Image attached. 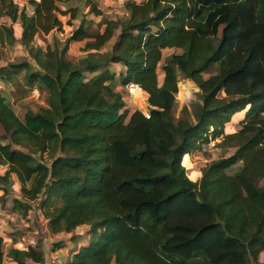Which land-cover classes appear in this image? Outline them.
Listing matches in <instances>:
<instances>
[{
    "label": "trees",
    "instance_id": "16d2710c",
    "mask_svg": "<svg viewBox=\"0 0 264 264\" xmlns=\"http://www.w3.org/2000/svg\"><path fill=\"white\" fill-rule=\"evenodd\" d=\"M67 1L29 0V13L0 0V40L29 48L39 70L28 83L48 92V106L22 119L0 90L10 140L0 143V200L16 181L23 216L44 195L52 233L90 225L89 243L65 264H264V0H127L128 14L104 18V30L82 24L62 48L31 46L39 32L61 29L62 16H80L60 8ZM86 5L102 15L97 0ZM5 16L21 22L19 38ZM84 40L86 55L69 58L70 42ZM166 48L182 51L166 58L161 81ZM111 64L125 67L120 85ZM25 68L0 67V81ZM181 79L197 85L198 100L176 117ZM130 84L147 93L150 117L127 108L117 87ZM218 139L235 151L191 178L185 157ZM50 144L59 153L47 163ZM5 242L0 232V264L45 261L40 241L8 252Z\"/></svg>",
    "mask_w": 264,
    "mask_h": 264
},
{
    "label": "rangeland",
    "instance_id": "374dc122",
    "mask_svg": "<svg viewBox=\"0 0 264 264\" xmlns=\"http://www.w3.org/2000/svg\"><path fill=\"white\" fill-rule=\"evenodd\" d=\"M20 4V8L26 6L29 13L33 12V9L29 7V0H16ZM98 6L102 10V15L97 16L94 13H91L90 5H86V0H70L67 2H60L59 6L62 10H67L71 7H77L79 9L80 16L77 19H71L70 14L62 16L63 27L61 29H54L48 34L39 32L31 46H40L44 49L47 46L52 47H63L64 43L70 37L75 29L84 24L90 30H104L105 25L103 24L104 18L109 19H119L127 15V10L125 8V2L127 0H97ZM142 1V0H136ZM69 20L71 23L69 24ZM1 22L8 26H13L15 29L16 38L20 37L21 31V22L12 21L10 17L1 18ZM118 33V32H117ZM116 37L113 38L101 51H109L112 49ZM84 41H72L69 44L68 57L77 60L80 57L86 55V52L83 51L85 47ZM182 50L179 48H166L163 50V60L158 68L159 79L162 81L164 77V72L162 70V65L165 62L166 58L172 53H179ZM27 61L30 63V69H22L18 72H13L10 74V81L8 84L3 87V91H6V94L9 97V104L15 109L17 115L20 118H24L25 113L28 110L37 111L42 107L48 106V92L46 90L38 89L36 86H31L28 83L27 76L30 71H37L39 67L36 61L32 58L29 52V48L24 47L18 40L14 43H11L8 39L4 42L0 40V67L8 66L10 64H19L21 62ZM111 69L116 72V84L120 85L121 79L120 75L125 71V67L122 64H111ZM217 68H213L211 73H216ZM209 74H206V77ZM92 76V74H88ZM34 88V89H33ZM135 89V91H134ZM130 85L125 87H117V90L121 91L123 97L126 101V106L130 110L140 109L143 112L149 111L148 104V95L146 92L141 91L140 87L134 88ZM37 90V91H36ZM189 94L187 96V92ZM198 91L199 88L197 85L189 79H181L179 82V92L177 94L178 104L175 108L174 115L179 117L181 115V108L183 105L192 106L193 103L198 100ZM237 128V126H236ZM5 131L0 124V143H7L10 141L8 138L4 137ZM218 140H213L210 144L204 145L201 149L195 150L191 155L185 157L186 168L188 175L194 179L197 176V173L200 174V171L207 165L210 160L218 159L222 156H228L235 151L234 147L219 146L217 145ZM59 153L57 147L50 144L48 151L43 155V159L50 163L55 155ZM6 166H0V174L4 173ZM15 185L10 187L7 195L0 200V208L5 207L4 210L14 212L15 217L13 223L10 222V229H3L1 232L5 236V245L4 249L8 252L13 245L18 242L20 243H37L40 241V249L44 252L45 261L43 263H36L31 259H28L25 264H65L68 262L73 253L80 249L82 245L89 243L91 239L90 235V225L85 224L77 227L73 232H60L54 234L50 231L48 227V220L44 217L42 210L40 209V201L44 197H41L35 201H31L32 206L27 216H23V211L21 208H14V199L19 198L23 199L21 191L18 187V183L15 181ZM6 184L0 179V186L4 189ZM8 188V187H7ZM3 190H0V194ZM25 201V199H23ZM17 217V218H16ZM12 223V224H11ZM14 238L10 242L9 238ZM62 242L63 247L55 250V244ZM20 247V246H19ZM4 261H9L10 263L14 262L10 260L9 257H5ZM260 262H264V253L260 255ZM115 264V263H112Z\"/></svg>",
    "mask_w": 264,
    "mask_h": 264
},
{
    "label": "crops",
    "instance_id": "0c3cea01",
    "mask_svg": "<svg viewBox=\"0 0 264 264\" xmlns=\"http://www.w3.org/2000/svg\"><path fill=\"white\" fill-rule=\"evenodd\" d=\"M5 209V207H2V209L0 208V231L1 232H3V229L5 228V229H10L11 227H10V222H12L13 221V219H14V215H15V213L13 212H10V211H7L6 212V210H4ZM17 218V217H16ZM13 223V222H12ZM11 223V224H12ZM8 225H9V227H8ZM9 240H10V242H12L13 240H14V238L12 237V238H9ZM16 242V244H18V242H17V240L15 241ZM14 246V245H13ZM11 260V259H10ZM37 263V262H36ZM3 264H19V263H17L16 261H14L13 263L11 262H9V261H4L3 262Z\"/></svg>",
    "mask_w": 264,
    "mask_h": 264
},
{
    "label": "built area",
    "instance_id": "2783aa9c",
    "mask_svg": "<svg viewBox=\"0 0 264 264\" xmlns=\"http://www.w3.org/2000/svg\"><path fill=\"white\" fill-rule=\"evenodd\" d=\"M130 86L132 87V90L137 87L138 85H135V84H130ZM3 87H5V85L0 81V90L3 89ZM37 91V90H36ZM147 117H150L149 113L146 112L145 113ZM19 246L21 247L22 246V243L19 244Z\"/></svg>",
    "mask_w": 264,
    "mask_h": 264
},
{
    "label": "bare ground",
    "instance_id": "6f19581e",
    "mask_svg": "<svg viewBox=\"0 0 264 264\" xmlns=\"http://www.w3.org/2000/svg\"><path fill=\"white\" fill-rule=\"evenodd\" d=\"M137 87H140V86H137ZM137 87H135V88H137ZM134 91H135V89H134ZM188 94H189V91L187 92V96H188Z\"/></svg>",
    "mask_w": 264,
    "mask_h": 264
}]
</instances>
